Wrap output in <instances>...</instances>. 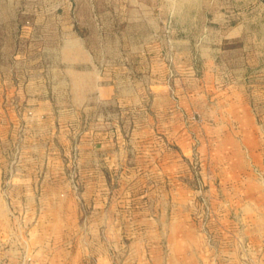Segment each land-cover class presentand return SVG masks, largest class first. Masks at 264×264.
Here are the masks:
<instances>
[{
	"label": "rangeland",
	"instance_id": "374dc122",
	"mask_svg": "<svg viewBox=\"0 0 264 264\" xmlns=\"http://www.w3.org/2000/svg\"><path fill=\"white\" fill-rule=\"evenodd\" d=\"M240 98L264 128V0H0V177L46 193L0 198L11 264L45 226L84 264L235 241Z\"/></svg>",
	"mask_w": 264,
	"mask_h": 264
},
{
	"label": "crops",
	"instance_id": "0c3cea01",
	"mask_svg": "<svg viewBox=\"0 0 264 264\" xmlns=\"http://www.w3.org/2000/svg\"><path fill=\"white\" fill-rule=\"evenodd\" d=\"M237 117L238 122L242 119L240 123L244 125L235 126V241L228 239L221 248L218 244L216 248L201 242L199 253L185 241L181 255L185 261L191 259L192 264H195L197 257L204 262L209 260V264H264V128L257 123L252 108L245 105L241 98L240 105L235 104ZM243 165L248 166L246 173L241 168ZM39 182L23 176L12 175L4 180L0 177V198L15 197L16 190L21 196H45V189ZM15 221L9 206L5 213L0 212V264L14 261L12 243L17 231ZM18 226L22 232V225ZM37 226L41 229V225ZM45 227L48 231L45 230L43 245L36 250L27 243L28 249L25 248L28 259L35 260L33 264H84L86 257L90 259L88 249L86 255L74 251L70 235L51 232L55 230L53 226ZM32 247L35 250H31ZM104 259L105 262L109 261L106 256Z\"/></svg>",
	"mask_w": 264,
	"mask_h": 264
},
{
	"label": "built area",
	"instance_id": "2783aa9c",
	"mask_svg": "<svg viewBox=\"0 0 264 264\" xmlns=\"http://www.w3.org/2000/svg\"><path fill=\"white\" fill-rule=\"evenodd\" d=\"M24 264H33L30 260H27Z\"/></svg>",
	"mask_w": 264,
	"mask_h": 264
}]
</instances>
